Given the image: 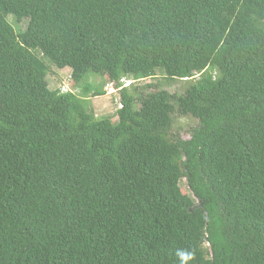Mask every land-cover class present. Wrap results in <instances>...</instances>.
Instances as JSON below:
<instances>
[{
	"label": "trees",
	"instance_id": "trees-1",
	"mask_svg": "<svg viewBox=\"0 0 264 264\" xmlns=\"http://www.w3.org/2000/svg\"><path fill=\"white\" fill-rule=\"evenodd\" d=\"M0 264H264V0H0Z\"/></svg>",
	"mask_w": 264,
	"mask_h": 264
},
{
	"label": "rangeland",
	"instance_id": "rangeland-1",
	"mask_svg": "<svg viewBox=\"0 0 264 264\" xmlns=\"http://www.w3.org/2000/svg\"><path fill=\"white\" fill-rule=\"evenodd\" d=\"M9 20L14 24L17 30L18 28L25 29L27 26V20L18 22V25L15 23V19L13 18V16H10ZM70 73L71 70L68 68L60 69L56 66H51V70L48 74L50 88H59V85L65 81L66 76ZM88 75V81H90L95 88L102 87L106 90V94L102 96H90L92 108L96 117L101 118L104 116H111L113 121H118L119 118L117 115V111L120 109V105L117 98L119 92H116L115 88H113L114 84H111V82L108 81V77L91 73H89ZM82 83L85 84L86 80L82 81ZM133 84L145 89V92L154 91L157 89H166L172 93L182 94L189 86L190 81L179 79L168 80L162 72H159L157 77L138 79ZM150 84H152L153 86L148 87V85ZM73 90L80 94L83 90V87H76L74 85ZM198 122L199 120L197 118L191 115H184L177 109L173 114V132L181 135L184 138H189L191 128L196 126ZM181 189L184 193L190 192L186 178H183L181 181ZM206 246H209V244L207 243Z\"/></svg>",
	"mask_w": 264,
	"mask_h": 264
},
{
	"label": "built area",
	"instance_id": "built-area-1",
	"mask_svg": "<svg viewBox=\"0 0 264 264\" xmlns=\"http://www.w3.org/2000/svg\"><path fill=\"white\" fill-rule=\"evenodd\" d=\"M121 82L123 83L122 86H129L134 82V79L123 77L121 79ZM111 84H114V83H111ZM113 88H115V91L118 92V89L116 88L115 84ZM59 89L61 90V92L74 91L72 88V74L71 73L68 74L65 78V81L59 85ZM117 100L119 102L120 108H122L123 104H122V101L119 95H118Z\"/></svg>",
	"mask_w": 264,
	"mask_h": 264
},
{
	"label": "clouds",
	"instance_id": "clouds-1",
	"mask_svg": "<svg viewBox=\"0 0 264 264\" xmlns=\"http://www.w3.org/2000/svg\"><path fill=\"white\" fill-rule=\"evenodd\" d=\"M131 79H133V78H131ZM178 254L181 256V259L184 262H186L188 259L191 258V254L190 253H178Z\"/></svg>",
	"mask_w": 264,
	"mask_h": 264
}]
</instances>
